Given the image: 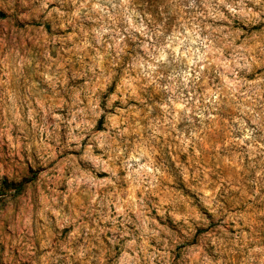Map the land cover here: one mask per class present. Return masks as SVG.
<instances>
[{
	"label": "clouds",
	"instance_id": "obj_1",
	"mask_svg": "<svg viewBox=\"0 0 264 264\" xmlns=\"http://www.w3.org/2000/svg\"><path fill=\"white\" fill-rule=\"evenodd\" d=\"M0 264H264V0H0Z\"/></svg>",
	"mask_w": 264,
	"mask_h": 264
}]
</instances>
